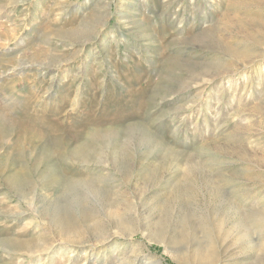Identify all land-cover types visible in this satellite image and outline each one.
<instances>
[{
  "label": "rangeland",
  "instance_id": "1",
  "mask_svg": "<svg viewBox=\"0 0 264 264\" xmlns=\"http://www.w3.org/2000/svg\"><path fill=\"white\" fill-rule=\"evenodd\" d=\"M0 264H264V0H0Z\"/></svg>",
  "mask_w": 264,
  "mask_h": 264
},
{
  "label": "bare ground",
  "instance_id": "2",
  "mask_svg": "<svg viewBox=\"0 0 264 264\" xmlns=\"http://www.w3.org/2000/svg\"><path fill=\"white\" fill-rule=\"evenodd\" d=\"M239 22H240V21H239ZM240 23H241V22H240ZM241 24H242V23H241ZM246 27H247V26H246ZM254 246H256V245L254 244ZM254 246H253V247H254ZM253 247H252V248H253ZM255 249H256V248H255ZM257 253H258V252H257Z\"/></svg>",
  "mask_w": 264,
  "mask_h": 264
}]
</instances>
